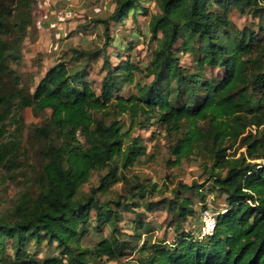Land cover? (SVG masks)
I'll use <instances>...</instances> for the list:
<instances>
[{
    "label": "trees",
    "instance_id": "1",
    "mask_svg": "<svg viewBox=\"0 0 264 264\" xmlns=\"http://www.w3.org/2000/svg\"><path fill=\"white\" fill-rule=\"evenodd\" d=\"M148 1L116 0L109 17L94 19L105 45L114 39L110 21L136 20ZM34 3L0 0L1 167L30 163L25 110L49 113L29 134L39 144L36 191H23L0 214V264H264V28H238L231 17H262L264 0H155L145 64L129 57L113 66L104 47L72 48L31 92L11 63L20 58ZM100 58L105 74L96 89L89 67ZM159 126L174 158L168 162L200 159L205 178L179 182L169 198L150 201L162 192L158 183L125 171L149 155L134 130ZM236 146L246 152L230 153ZM94 173L98 184L86 191ZM118 183L126 195L110 196ZM209 195L222 207L208 208ZM141 209H164L174 239L157 238L158 226ZM206 209L216 225L201 237ZM124 213L134 215L127 222L134 234L120 226ZM192 218L198 233L185 229Z\"/></svg>",
    "mask_w": 264,
    "mask_h": 264
},
{
    "label": "rangeland",
    "instance_id": "2",
    "mask_svg": "<svg viewBox=\"0 0 264 264\" xmlns=\"http://www.w3.org/2000/svg\"><path fill=\"white\" fill-rule=\"evenodd\" d=\"M116 5V0H35L32 7L33 23L29 27L27 35L23 41L20 58L11 63L12 69L21 77L22 81L30 87L31 92L37 86L39 80L45 75L49 68L61 60H67L70 54L65 52L72 48H94L104 47L110 55L113 66L118 65L122 60L131 57L141 65L150 58V51L154 44L150 41L148 33V22L156 10L155 0L145 3L146 13L137 16L136 20L132 16L125 24H118L110 21V32L114 39L105 45L104 28L94 22L96 18L109 17ZM54 13V14H53ZM53 16L54 18H51ZM232 20L238 28H253L258 30L259 24L264 28V15L262 17L253 14H241L236 11L231 14ZM54 20L56 26L47 25L45 22ZM61 24V25H60ZM138 37V38H135ZM134 38L136 41H134ZM115 44L117 47H115ZM121 54V55H120ZM182 64H188V55L181 56ZM103 59L93 62L90 65L89 81L93 87L98 89L100 81L105 72L101 71ZM223 70L216 69L214 74H221ZM144 82L149 79L143 77ZM134 87H126L124 93L135 91ZM129 90V91H128ZM49 117V113L36 116L30 108L26 109L24 118V146L29 154V165L25 169L13 171L0 166V214L7 212L16 199L25 190L35 193V174L39 170L40 161L37 155L39 150L38 142L29 136L33 126L41 125ZM15 126L11 124L10 130ZM135 135L141 136L147 145L146 156L131 169L125 171L126 175L132 179H147L150 183H158L162 192L149 195L150 201L161 200L171 196V190L179 183L191 185L193 182H204V171L200 159L184 161L179 166H173L168 160L174 158L167 150L166 133L163 127H152L144 130H134ZM230 153L239 154L246 152V147L236 146L229 150ZM100 173H94L91 183L85 187L88 191L91 186L98 184ZM112 197L126 195L124 183H118L112 187L109 194ZM221 199L209 195L207 197L208 208H221ZM201 215V206L198 207ZM145 212L146 221L154 222L157 225L155 235L160 239L172 241L174 233L168 226L169 218L164 209L153 212ZM134 219L131 213H124V219L120 226L124 232L134 234L135 232L127 227V222ZM197 218L189 219L185 223V229L198 233L199 221ZM139 231V230H138ZM108 231L105 230V233ZM91 241V240H90ZM89 241V243H91ZM11 252V250L9 249ZM132 257H128L131 259ZM108 264H117L108 262Z\"/></svg>",
    "mask_w": 264,
    "mask_h": 264
},
{
    "label": "built area",
    "instance_id": "3",
    "mask_svg": "<svg viewBox=\"0 0 264 264\" xmlns=\"http://www.w3.org/2000/svg\"><path fill=\"white\" fill-rule=\"evenodd\" d=\"M202 225L200 228V236L211 235L216 225V214L211 209H206L202 213Z\"/></svg>",
    "mask_w": 264,
    "mask_h": 264
},
{
    "label": "crops",
    "instance_id": "4",
    "mask_svg": "<svg viewBox=\"0 0 264 264\" xmlns=\"http://www.w3.org/2000/svg\"><path fill=\"white\" fill-rule=\"evenodd\" d=\"M54 14V13H53ZM51 18H54L53 16H51ZM56 22H54V20H50L49 22H45L44 23V26H47L48 24L49 25H51V26H53V28H54V26H56L57 24H55ZM61 25V24H60Z\"/></svg>",
    "mask_w": 264,
    "mask_h": 264
}]
</instances>
